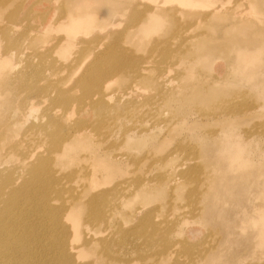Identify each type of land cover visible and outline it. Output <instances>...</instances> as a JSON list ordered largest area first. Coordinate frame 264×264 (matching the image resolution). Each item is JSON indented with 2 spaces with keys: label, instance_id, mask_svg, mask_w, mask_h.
<instances>
[{
  "label": "rangeland",
  "instance_id": "obj_1",
  "mask_svg": "<svg viewBox=\"0 0 264 264\" xmlns=\"http://www.w3.org/2000/svg\"><path fill=\"white\" fill-rule=\"evenodd\" d=\"M138 2L149 3L148 0H8L0 9V28H9L8 37L0 35V70L7 68L10 72L0 77V137L12 135L17 145L39 147V155L52 158V167L59 171L57 178L76 179L72 185L65 182L67 188L76 190L65 195L69 209L61 218L69 228L68 246L74 248L69 251L74 256L72 264H264V0H243L238 18L249 22L244 26L237 24L234 30L226 31V26L236 17L230 14L236 0H204L210 7L224 4L229 14L219 22L193 24L181 19L177 27L172 22H163L162 30L149 37L139 33L142 25L136 32L132 29V34L117 44L122 52L116 55L127 59L129 52L136 67L143 70L155 87L143 85L147 87L145 91L142 84H133V76L113 77L108 82L106 102L93 113L87 104L83 107L85 102H77L82 93L76 86L78 80L73 77L59 82L52 71L57 69L54 66L68 68L93 52V49L84 52V46L74 50L78 43L91 41V32L77 34L72 50L64 48L62 41L68 34L63 26L71 22L70 16L78 19L87 13H95L96 18L118 15L127 22L131 19V8ZM121 6H127L128 10L120 12ZM13 12L19 15L9 17ZM20 15L25 17L18 19ZM149 24L146 22L143 27ZM127 27L123 23L119 31L124 32ZM25 32V37L21 36ZM191 34L201 38L196 43L189 42L190 52L181 56L176 42L168 61L153 54L155 41L171 37L180 40L181 36L187 38ZM115 51L112 45L97 56L103 54L108 60ZM96 57L92 56L89 65L105 68V60ZM186 59L192 63L183 64ZM27 60L33 65L25 69ZM37 69L42 70L37 86L48 89L45 103L33 93L24 92L20 96L23 89L17 88L12 79L23 72L26 79H31ZM66 73H61L60 78ZM69 75L70 71L66 78ZM58 87L74 100L67 116L61 115L57 105L54 90ZM227 101L244 114L218 115ZM56 110L59 112L55 113ZM152 111H157L153 118L141 122ZM24 114L27 120L16 134L9 127ZM51 122L63 126L61 133L69 138L68 146L59 156L49 153V137L30 129L34 125L49 126ZM144 126L150 129L145 139L137 137L138 132L134 131L124 134L127 127L140 130ZM91 128L99 131L93 133ZM103 132L107 134L106 145L112 146L107 156L101 153L106 145L99 142ZM3 138L1 149L5 150ZM243 141L249 144L248 150ZM3 156L6 154H0ZM21 158L15 151L0 163V170H16L24 176L19 167ZM84 169L89 173L95 170L102 177L91 182L90 178L81 177ZM90 183L97 184V192L122 189V194L106 195L108 209L103 215H90L82 206L73 205L79 186ZM123 188H128L132 195L135 191L142 192L138 197L128 198ZM169 188L174 192H169ZM51 204L60 206L56 201ZM104 215L110 224L107 243L121 263L100 255V245L89 248L83 245L84 241L101 236L97 233L93 236L89 222L101 220ZM147 219L159 224L163 231L153 246L137 230ZM27 221L32 223L34 218L28 217ZM97 225L101 229L102 223L98 221ZM119 230L125 235L119 234ZM46 236L41 251H46L47 264L64 262L56 245L55 229ZM179 242H188L192 247H183ZM189 252L192 258L188 257Z\"/></svg>",
  "mask_w": 264,
  "mask_h": 264
},
{
  "label": "bare ground",
  "instance_id": "obj_2",
  "mask_svg": "<svg viewBox=\"0 0 264 264\" xmlns=\"http://www.w3.org/2000/svg\"><path fill=\"white\" fill-rule=\"evenodd\" d=\"M148 1L149 3L147 4L138 2L135 7H132L131 19L127 22H125L124 17L118 15L114 17L96 18L95 13H87L78 19L70 16L72 19L71 22L63 26L66 28L68 34V36L62 41V46L64 48L72 50L75 46L77 34L91 32V41L78 43L74 47V50H80L84 46V52H91L92 49L93 52L86 53V56L75 60L74 63H71L68 66V68L54 66L53 69H57L52 71L56 73L55 76H58L59 82L61 80V82L64 83L67 79L71 80L73 77V80H78L76 86L77 88L82 89V93L81 98L79 97L77 102H85V104H82L83 107L87 104V108H89L93 113L102 102H106L108 82L113 77L124 79L129 76H133V84H142V86H148L151 84L155 87V83H151L148 79H146L143 70L139 71L136 67V64L129 52L126 53L127 59H122L116 55L118 52H122L117 44L121 43L124 36H130L132 34V29L136 32L139 26L142 25L139 33H144L147 37H149L153 32L162 30L163 22H172V24L176 25V27L181 23V19H187L189 23L193 24H195V22L198 23L202 21L205 23H211L213 21L219 22L223 19V17H226V15L229 14L226 10H224L223 3H221L220 6L212 5V7H210V5L204 3V0ZM253 1L255 0H252V2ZM7 2L8 0H0V9H2ZM242 2L243 0H236L235 7L230 12V14L234 13L236 17H234L231 23L226 26V31L234 30L237 24L244 26L247 22H249L248 20H239L240 18H238V11ZM126 10H128L127 6L120 7V12H124ZM18 15L19 14L16 12H13L9 17H16ZM24 17L25 16L20 15L18 19H23ZM62 19H65V17H62ZM6 21L8 22L9 20ZM146 22L150 24L147 27H143ZM123 23H127L128 27L124 32H120L119 27H121ZM192 26L193 25H191L190 28H192ZM7 28L8 27H4L2 29L0 28V35L8 37L9 28ZM25 34L26 32L21 34V36L25 37ZM27 38H29V34ZM200 38V35L191 34V36L187 38L181 36L180 40H177L175 37H171L164 41H155L152 46V51L153 54L158 55L161 61H168L171 56L170 51H172L173 46H176V42L179 43L176 50H180V54L182 56L185 52L191 51L189 42L196 43ZM112 45L115 46L117 51L114 52L113 56H109L110 58L108 60L103 58V54L97 56L100 53H105L107 51V47H112ZM92 56H97V60L103 58V60H105L104 64L106 67L100 68L98 65H89L92 61ZM188 59H186L183 64H191L192 61ZM247 59H250V57H247ZM30 65H33L32 62L27 60L25 69ZM69 71L70 75L66 78V74ZM9 73L10 72L7 68H3L0 70V77L6 74L9 75ZM61 73L66 74L60 78ZM35 74L36 75L31 79H26L27 76L25 77L26 74L23 72L22 74L15 75L12 79L14 80V83H16L17 88L20 87L23 89L19 92L20 96L24 92L33 93L41 100V102L45 103L48 101V89L37 86V81L42 77V70L37 69ZM49 84H53L52 79H49ZM161 84L164 86L163 83H160V85ZM143 89L146 91L147 87L143 86ZM54 91L58 96L57 105H59V109L62 110L60 111L62 112L61 115L67 116L69 111H71L70 107L73 104L72 101L74 100L67 97V95L63 92V89L60 87L56 88ZM141 97L142 96L139 95V98ZM225 100L226 98L223 102ZM144 102L148 104L152 103L149 100H145ZM229 104V101L224 103V106L221 108L223 109L221 111L222 113L218 115L226 114L229 116H235L244 114L239 113V109L235 105ZM23 108L27 109V105L24 104ZM224 108L226 109L224 110ZM57 112L59 111L56 110L55 113ZM152 112L144 115L147 116V119H144L141 122L150 121L157 111ZM26 120L27 116L24 114L21 116V119L13 122L9 129L17 134V131L19 130L17 128L23 126ZM49 128H54V130L51 131ZM30 129L31 132L35 134L42 133L45 134L46 137H49L51 145L50 154H56L57 156L61 155L63 152L62 149L69 144V142H67L69 138L61 133L60 129L63 130V126H57L53 122H51L49 126L34 125ZM98 131V129L91 128V132L93 133ZM133 131L138 132L137 137L145 139L149 137L150 129L147 126L142 127L140 130L137 128L127 127L124 134H128ZM106 137L107 134L103 132V136L99 139V142L106 145ZM2 138L3 136L0 137V154H6V156L0 157V163L7 160L10 154L13 155L15 151L19 152L22 157L19 167L24 171V176L18 175L16 170H0V264H47L48 261L45 259L47 257L45 255L46 251H41V246L47 240V232H51L52 228H54L56 232V245L59 246V255L62 260L66 262L64 263L56 260L57 264H72L74 256L71 255L69 251L74 250V248H69L68 246L67 234L69 233V228L62 222L61 218L63 214L64 216L66 215L69 209L66 205L68 204V201H65V195L76 190L74 188H67L65 186V182L72 185L77 182L76 179L71 176H62L57 178L56 172L58 173L59 171L52 167V158L39 155L38 151L41 149L35 145L24 147L21 144L17 145L13 140L12 135H8V138H3L7 147L4 145L5 150H2ZM243 145L248 150L249 144L246 141H243ZM111 148L112 146L107 145L103 147L101 152L103 156H107ZM90 158L95 159V157ZM165 160L166 159L163 161H168ZM80 175L86 179L90 178L91 182L100 176L102 177V175L95 172V170L89 173L88 169H84ZM185 178L187 180H191L190 177ZM138 184L140 185V182H138ZM96 188L97 184L95 183L80 185L79 195L72 200L73 205L78 204L82 206L90 212V215L92 213L103 215V211L106 213L108 209V197L106 198V195L111 193L118 195L122 194V189L120 190L119 187L109 192H97ZM123 189L125 190V188ZM140 189L141 188L138 190ZM168 191L174 192L171 188H169ZM141 192L138 193L135 191L132 195L127 188V190H125V195H127L128 198H134V195L135 197L140 196L139 194ZM53 201L60 202V206L52 205L51 203ZM118 208H120V206H118ZM117 214H119V211ZM105 215L101 220L87 221V223L89 222L92 226L90 228L93 236L96 233L101 234V236L96 240L93 239V241H84L83 245L88 248L93 245L95 247L100 245L101 248L98 251L100 255H103L110 261L121 263L119 258H115L112 255V252L110 251L111 248H109L107 243L110 235L108 234L110 224L108 223V219L105 218ZM28 217L34 218V221L29 223L27 221ZM138 219L139 218H137V220ZM98 221L102 223L101 229L97 228ZM47 227L51 228L47 230ZM159 227L161 226L155 223L152 219H147L145 220V224L137 230H139L141 234L145 235L148 245L153 246L159 242V235L163 233L162 229ZM42 233L45 234L44 237L42 236ZM118 233L123 236L125 235V232L121 230H119ZM179 244L186 248L192 247V245L188 242H179ZM115 245H118V242H116ZM187 255L192 258L191 252Z\"/></svg>",
  "mask_w": 264,
  "mask_h": 264
}]
</instances>
